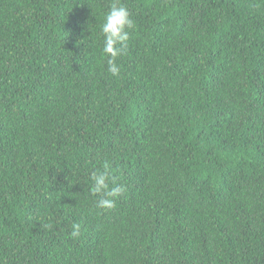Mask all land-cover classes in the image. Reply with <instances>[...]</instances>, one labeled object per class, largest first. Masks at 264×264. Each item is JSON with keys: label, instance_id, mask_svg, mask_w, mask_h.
Returning <instances> with one entry per match:
<instances>
[{"label": "trees", "instance_id": "obj_1", "mask_svg": "<svg viewBox=\"0 0 264 264\" xmlns=\"http://www.w3.org/2000/svg\"><path fill=\"white\" fill-rule=\"evenodd\" d=\"M0 264H264V0H0Z\"/></svg>", "mask_w": 264, "mask_h": 264}, {"label": "clouds", "instance_id": "obj_2", "mask_svg": "<svg viewBox=\"0 0 264 264\" xmlns=\"http://www.w3.org/2000/svg\"><path fill=\"white\" fill-rule=\"evenodd\" d=\"M134 27V21L130 18V13L125 6L113 4L104 17L100 31L103 35V54L107 58L108 72L113 76L119 75L120 68L116 64L117 57L121 56L127 48L129 34L126 29ZM94 186L93 193H104V196L97 201L99 208L113 207V200L108 197H116L125 190L123 186H116L109 189V174L102 171L92 174ZM80 234V225L74 224L70 236L77 238Z\"/></svg>", "mask_w": 264, "mask_h": 264}]
</instances>
